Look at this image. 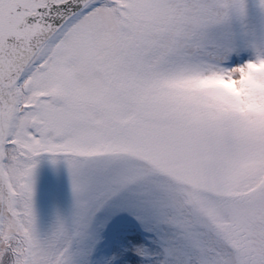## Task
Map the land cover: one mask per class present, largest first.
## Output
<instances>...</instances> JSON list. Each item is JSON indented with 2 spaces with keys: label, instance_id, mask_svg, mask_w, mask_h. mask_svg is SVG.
<instances>
[{
  "label": "snow or ice",
  "instance_id": "snow-or-ice-1",
  "mask_svg": "<svg viewBox=\"0 0 264 264\" xmlns=\"http://www.w3.org/2000/svg\"><path fill=\"white\" fill-rule=\"evenodd\" d=\"M0 264H264V0H0Z\"/></svg>",
  "mask_w": 264,
  "mask_h": 264
},
{
  "label": "rangeland",
  "instance_id": "rangeland-1",
  "mask_svg": "<svg viewBox=\"0 0 264 264\" xmlns=\"http://www.w3.org/2000/svg\"><path fill=\"white\" fill-rule=\"evenodd\" d=\"M67 193V181L62 174L56 176L47 169L42 170L36 188L38 211L46 215L54 206L65 201Z\"/></svg>",
  "mask_w": 264,
  "mask_h": 264
}]
</instances>
